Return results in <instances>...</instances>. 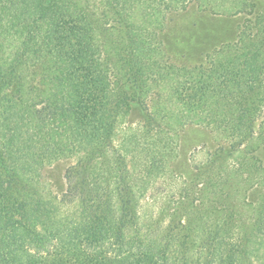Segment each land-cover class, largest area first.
Here are the masks:
<instances>
[{
    "label": "trees",
    "instance_id": "1",
    "mask_svg": "<svg viewBox=\"0 0 264 264\" xmlns=\"http://www.w3.org/2000/svg\"><path fill=\"white\" fill-rule=\"evenodd\" d=\"M106 1L103 10L97 0H0V264H59L81 252L94 264H264V174L259 189L245 187L259 180L260 160L251 156L226 173L215 160L198 167L197 178L213 173L203 190L196 182L186 188L164 240L140 229L131 181L138 171L126 155L109 152L136 106L145 108L147 125L122 145L136 153L145 187L171 152L169 133L153 131L157 123L216 126L233 147L252 138L264 103V16L223 60L178 69L155 61L146 21L116 31L126 0ZM185 1L157 0L152 9L174 13ZM153 95L171 101L147 111ZM62 160L70 162L67 194L48 199L43 171ZM249 191L263 198L246 220L240 199ZM198 199H209L208 207L195 206Z\"/></svg>",
    "mask_w": 264,
    "mask_h": 264
},
{
    "label": "rangeland",
    "instance_id": "2",
    "mask_svg": "<svg viewBox=\"0 0 264 264\" xmlns=\"http://www.w3.org/2000/svg\"><path fill=\"white\" fill-rule=\"evenodd\" d=\"M97 1L103 10L106 5L108 7L106 0ZM156 1L134 0L135 3H132V0H126L121 2L124 7L116 11L115 28L116 31H119L121 25L129 24H133L134 29L143 28L146 21V26L153 38L152 45L158 53V55L155 54V61L164 67L174 66L178 69L210 68L212 64L223 60L236 48L243 45L241 38L245 33L251 34V21L257 24L258 19L264 16V0H250L251 4H255V8L249 7L245 11H238L235 7L238 0H211L205 3L201 0H188L178 11L160 16H155L152 9L155 6L153 2ZM139 8H145V11L149 10V15L140 16ZM154 32L158 36H155ZM147 38L150 40V37ZM114 74L112 81L115 86L119 76ZM262 78L264 79V74ZM262 92L264 96V89ZM175 98L176 96H173L172 101ZM164 101L167 103L171 100L167 95L157 99L153 95L145 103L147 111L152 112ZM175 103L181 104L176 101ZM144 109L142 106H136L127 117L120 121L109 152L114 157L118 154L126 155L131 171H138L135 173L136 176L133 174L131 181L139 194V224L146 236L165 240L164 229L172 220V214L178 208L186 188L192 187L195 182L198 189L205 188L213 172L209 171L197 178L198 167L202 168L207 162V165L210 166L215 160V165L222 168V173H226L228 170L240 169L243 163L254 156L260 160L264 168L263 103L255 124V135L243 144L234 147L231 142L226 141L225 137L215 131L217 130L216 126H206L189 121L177 124L171 121L164 124L157 123L153 127V131L156 134L159 130L164 129L169 133L172 138V140L170 139L171 152L167 157H164L166 163L162 164V170L155 172L145 187L142 183L144 169L135 164L136 153L130 152L122 145L127 136L134 131L142 132L144 126L147 125L146 112H144L146 110ZM221 149L226 151L216 159L214 154ZM145 156L148 157L149 153H146ZM209 162L211 163L209 164ZM69 165V161L62 160L44 169V191H46L48 199L64 200L68 190L65 174ZM262 174H264V169L260 171L258 181L250 185L245 183V187L252 186L253 188L254 186L255 189H259ZM196 178L198 181H195ZM250 192L246 196L249 198L242 197L240 199L241 206H244L246 220L255 214V209L258 208L263 198V193L259 195L257 192L253 195ZM205 201L198 199L195 206L201 208L204 204L208 207L210 200L206 199ZM183 215L186 216L184 212ZM60 260L63 263L59 262V264H94L97 258L94 255L81 252L71 256L64 254ZM44 264L52 263L44 262Z\"/></svg>",
    "mask_w": 264,
    "mask_h": 264
}]
</instances>
